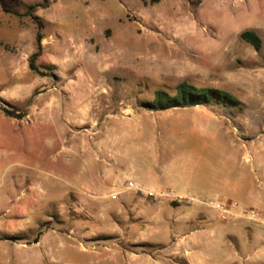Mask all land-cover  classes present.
Returning <instances> with one entry per match:
<instances>
[{
  "label": "rangeland",
  "instance_id": "374dc122",
  "mask_svg": "<svg viewBox=\"0 0 264 264\" xmlns=\"http://www.w3.org/2000/svg\"><path fill=\"white\" fill-rule=\"evenodd\" d=\"M3 3L0 264H131L139 251L188 264L190 241L195 264H264V208L219 188L264 178V0ZM182 82L239 103L144 107ZM210 201L263 217L225 221Z\"/></svg>",
  "mask_w": 264,
  "mask_h": 264
},
{
  "label": "trees",
  "instance_id": "16d2710c",
  "mask_svg": "<svg viewBox=\"0 0 264 264\" xmlns=\"http://www.w3.org/2000/svg\"><path fill=\"white\" fill-rule=\"evenodd\" d=\"M19 1V0H13ZM48 2V0H44ZM0 6L7 13H13L4 3L3 0H0ZM37 6L31 7L33 10ZM33 18L38 21L40 28H43V25L39 17L32 15ZM241 38L251 44L257 51L262 48V39L259 34L254 30H245L241 33ZM37 41L39 44V49H41L42 36L39 33L37 35ZM39 53L32 55L30 59V68L33 71H38L36 66V59L39 56ZM221 100L223 102H231L238 104L239 101L234 98L230 93L208 88H198L188 82L180 83L175 94H170L167 91H157L155 93L154 99L144 103V107L152 111H165L174 108H189L196 106H210L214 100ZM6 114L10 117L21 119L24 117L23 114H17L14 111L5 110Z\"/></svg>",
  "mask_w": 264,
  "mask_h": 264
},
{
  "label": "crops",
  "instance_id": "0c3cea01",
  "mask_svg": "<svg viewBox=\"0 0 264 264\" xmlns=\"http://www.w3.org/2000/svg\"><path fill=\"white\" fill-rule=\"evenodd\" d=\"M260 139L261 144L264 146V136H261ZM259 151L264 152V149L262 148ZM247 159L251 161L253 158L248 156ZM143 178L149 183L154 184V186L159 187L157 174H155L151 169L148 172L143 173ZM219 188L224 194L233 196L240 195L246 198L252 207L264 208V178L254 176L252 171L248 173L244 172L236 174L233 182L228 180L224 184H221ZM195 236L198 238L200 235L193 234V237ZM188 245L190 250L187 251L188 256L185 258L188 264H195V256L192 253L197 248V245L191 241L188 242ZM181 256H183V254ZM131 264H176V262L171 256L167 255L163 251L156 253L139 251L137 253H132Z\"/></svg>",
  "mask_w": 264,
  "mask_h": 264
},
{
  "label": "built area",
  "instance_id": "2783aa9c",
  "mask_svg": "<svg viewBox=\"0 0 264 264\" xmlns=\"http://www.w3.org/2000/svg\"><path fill=\"white\" fill-rule=\"evenodd\" d=\"M129 188H135L133 183L129 184ZM141 190V189H139ZM148 195L152 198H162V197H168V198H174V199H181V200H187L182 197H179L173 192H148ZM117 195H113V198H116ZM194 200V199H191ZM211 207H214L220 214L222 220H230L234 218H248L252 221L261 220L263 217V214L258 211L257 209L251 208V207H241L238 202L231 201L228 203H216L214 201H210L209 203H206Z\"/></svg>",
  "mask_w": 264,
  "mask_h": 264
}]
</instances>
